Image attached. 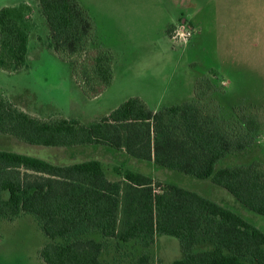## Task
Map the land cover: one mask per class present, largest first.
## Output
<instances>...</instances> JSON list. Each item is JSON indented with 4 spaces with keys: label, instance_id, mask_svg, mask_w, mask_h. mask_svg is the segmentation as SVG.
<instances>
[{
    "label": "trees",
    "instance_id": "1",
    "mask_svg": "<svg viewBox=\"0 0 264 264\" xmlns=\"http://www.w3.org/2000/svg\"><path fill=\"white\" fill-rule=\"evenodd\" d=\"M38 7L55 55L71 64L85 97L99 96L113 81V56L93 46L90 15L78 0H38ZM18 11L0 9V69L7 73L23 69L26 59L27 35ZM215 92L204 75L193 86V100L154 112L131 97L88 125L63 117L41 120L0 99V133L36 146L105 145L210 179L264 217L263 165L254 161L217 169L224 158L254 144L258 125L243 115L223 117L219 104L209 99ZM22 214L36 220L47 240L39 252L44 264H107L101 259L105 241L81 238L94 230L119 243L141 240L144 248L159 235L174 237L183 256L170 264H264V233L239 215L175 185L157 190L141 174L127 172L122 181L110 182L97 161L59 167L0 151V220L14 221ZM201 241L212 248L194 252ZM136 264L155 263L144 255Z\"/></svg>",
    "mask_w": 264,
    "mask_h": 264
},
{
    "label": "rangeland",
    "instance_id": "2",
    "mask_svg": "<svg viewBox=\"0 0 264 264\" xmlns=\"http://www.w3.org/2000/svg\"><path fill=\"white\" fill-rule=\"evenodd\" d=\"M12 1L16 0H0V7ZM78 1L89 7L98 21L100 33L104 28L118 27V35L106 33L112 38L105 40V44L117 52L114 82L99 96L85 97L73 77L71 64L60 60L51 50L45 25L37 15L31 18L32 12L22 7L18 9L21 18L30 14L27 30L32 46H37L38 42L42 51L33 59L29 58L25 70L11 74L0 69V99L43 120L63 117L88 125L136 93L147 96V107L151 109L180 104L192 96L196 80L206 75L216 86V92L209 99L219 104L223 117L227 118L232 113L243 115L258 125L254 144L240 154L224 158L217 169L254 161L264 167V0H228L219 4L218 10V0H188L192 5L189 9L200 11L193 18L197 34H193L190 42L179 49L169 41L171 32H168L166 40L161 29L166 14L175 16L182 11L177 5H183L180 0ZM183 1L187 5V0ZM30 2L36 3V0ZM158 5L164 11H160ZM180 23L182 21L169 30L173 32ZM189 26L192 27L190 23ZM93 44L99 47L95 40ZM123 45L129 49L132 46L138 48L136 54L139 55L124 56L121 54ZM187 46L190 48L185 51ZM0 150L24 153L52 163L57 153L50 147L18 144H2ZM106 150L110 154L115 153L109 147ZM65 152L73 158V163L85 161L93 155L104 161L116 159L123 169L134 167L151 175L157 190L175 185L193 191L234 212L264 233V217L244 208L210 179H198L131 157L112 156L100 146L93 149L76 147ZM114 167L118 168L117 165ZM117 171L121 173L122 170L118 168ZM108 172L110 174V169ZM81 238L101 240L98 233ZM45 243L47 240L32 216L22 214L14 221L0 220V264H44L39 252ZM105 244L107 248L101 259L107 264H136L144 255L154 263L170 264L183 256L179 241L165 235H159L149 248H144L141 240L119 243L108 239ZM211 248L210 243L201 241L195 250Z\"/></svg>",
    "mask_w": 264,
    "mask_h": 264
},
{
    "label": "crops",
    "instance_id": "3",
    "mask_svg": "<svg viewBox=\"0 0 264 264\" xmlns=\"http://www.w3.org/2000/svg\"><path fill=\"white\" fill-rule=\"evenodd\" d=\"M180 1H182V2H184L183 3V5H181L180 3H177V5L178 6H180V10H182L181 12H180V14H175V16L174 15H172V14H166V16H165V20H164V22H163V25H162V29H161V35L162 36H164L165 37V39L168 37V30H169V28L172 26V25H175L176 23H178L179 21L181 22H184V21H186V22H188V23H190L191 24V26L193 27V30H194V35H196L197 34V26H196V24L194 23V21H193V18L195 19V17L199 14L198 12H200L199 11V9H194V8H191L192 9V11H190L191 9H189V7L191 6L192 7V5H191V3L187 0V5H185V1H183V0H180ZM228 0H218V6H217V10L219 9V4H225L226 2H227ZM229 1H231V0H229ZM79 3L81 4V6L87 11V13L90 15V17L92 18V20H93V23L95 24L94 26H95V32H94V40L97 42V46H99V47H101V48H103V49H106V50H108L111 54H112V56H113V65H112V69H113V67H114V62H115V55H116V49L114 48V47H112V46H109V45H106L105 44V40L106 39H111L112 37H107L106 36V33H109V34H112V33H115V34H117V33H119V30L117 31V29H118V27H117V29H113V27H110V26H108V27H110V28H104L103 29V31H102V33H100V30H99V26H98V21H97V19L90 13V10H89V7H87V6H84V5H82V3L79 1ZM2 7H9V8H13V9H20V8H22V7H25V8H27V10H29V11H31L32 12V15H31V18H34V16H38L39 17V20L40 21H42V23L45 25V27H46V29H47V36H48V39H49V30H48V27H47V24H46V21H45V19H44V17L42 16V14L40 13V10H39V7H38V0H36V3H31L30 2V0H16V1H12V2H9V3H6L5 5H3ZM2 7H0V9L2 8ZM31 7V8H30ZM158 7H159V10L161 11V10H163L164 11V8H162V7H160L159 5H158ZM193 10H197V11H194L193 12ZM36 12H37V14H36ZM183 12V13H182ZM165 15V14H164ZM181 15V16H180ZM217 16V15H216ZM29 19H30V14H29V17L28 16H26V17H22L21 18V20H20V25H21V27H22V29L24 30V32L26 33V35H27V53H26V59H25V64H24V67H23V69H21L20 71H22V70H25L27 67V62H28V60H29V58H31V59H33L36 55H38V52H41L42 51V48H41V46H40V44L37 42V46L36 45H33L32 46V42H31V38H30V35L28 34V30H27V24H28V22H29ZM35 21V20H34ZM107 26V25H106ZM225 26V25H224ZM112 32V33H111ZM170 32H171V30H170ZM118 35V34H117ZM167 40V39H166ZM192 41H193V39H192ZM190 46V45H189ZM189 46H187L186 48H185V51H188V49L190 48ZM33 47H35V49H33ZM124 52H122L121 54H123L124 53V56H133V55H139V53L138 54H136L137 52H138V48H135L134 46H132L130 49L128 48V46L127 45H123L122 46V48H121ZM140 49V48H139ZM191 49H192V47H191ZM51 50H52V48H51ZM53 51V50H52ZM55 54V53H54ZM19 72V71H18ZM13 73H17V72H13ZM12 74V73H11ZM114 82V69H113V81H112V83ZM131 97H138L139 99H141L146 105L148 104V99H147V96L146 95H144V94H140V93H136V94H134V95H131ZM131 97H129V98H131ZM194 99V96H193V91H192V96L191 97H188L186 100H184L183 102H185V101H188V100H193ZM183 102H181V103H183ZM18 108H20V107H18ZM21 109V108H20ZM151 111H157L156 109H151V108H149ZM159 109H161V108H159ZM158 109V110H159ZM21 110H23V109H21ZM23 112H25V113H27L26 111H24L23 110ZM111 112V111H110ZM109 112V113H110ZM109 113H106L104 116H106L107 114H109ZM28 114V113H27ZM28 115H30V116H32V117H35V118H37L36 116H33V115H31V114H28ZM38 119H40V118H38ZM41 120H43V119H41ZM12 138H14L13 136H10V135H5V134H1L0 133V145H2V144H5L6 146H7V144H14V145H16V144H18V145H27V147H28V145H30V144H27V143H25V142H22V141H19L18 139H16V140H14V139H12ZM32 146H36V145H32ZM97 146H100V147H102V149H104V151L106 152H108L109 154H110V152L108 151V150H106V148H108V146H105V145H87V146H73V147H50V148H53V149H55L56 151H57V153H56V157H55V160L53 161V163L52 162H49V161H47V160H44V159H40V158H37V157H33V156H30V155H27V154H24V153H15V152H11V151H7V150H0V151H4V152H8V153H13V154H17V155H22V156H26V157H29V158H33V159H38V160H41V161H44V162H47V163H50V164H52V165H55V166H59V167H66V166H71V165H74V164H78V163H83V162H88V161H97V162H99L100 163V165H101V168H102V171H103V173H104V175H105V177H106V179L108 180V181H110V182H118V181H122L123 179H124V174L126 173V172H128V173H134V174H141V175H144V176H146V177H152L151 175H148V174H145V173H143L142 171H140L139 169H136V168H134V167H130V168H128V169H123V167H121V166H119L118 165V162L116 161V159H113V160H111V161H109V160H102L101 158H98V155L96 156V155H93V157H91V158H89V159H86L85 161H80V162H76V163H73V158L72 157H68V155H67V153L68 152H65V151H71V149H74V148H76V147H89V149L91 148V149H93V148H95V147H97ZM40 147H47V146H40ZM110 148V147H109ZM112 149V148H111ZM16 150H17V148H16ZM114 150V149H113ZM62 153H64V155L63 156H61V154ZM116 154H118L119 156H122V158L124 157V158H126V159H130V158H128V157H130V156H128L126 153H124L123 151H118V150H115V153L114 154H110V155H112V156H114V155H116ZM132 158V157H131ZM132 159H134V158H132ZM137 160V159H136ZM131 161V160H130ZM140 161H143V160H140ZM105 162H107V163H105ZM133 161H131L130 163H132ZM147 162H149V164H152V165H154L153 164V162H151V161H147ZM113 163V164H112ZM137 163H139V162H137ZM107 165H109L108 167H107ZM114 165H117L118 166V168H121V173H120V171L118 172L117 171V169L118 168H116V167H114ZM108 169H110V174H109V172H108ZM21 216V215H20ZM92 232H94V233H98L99 234V231H97V230H94V231H92ZM156 240H157V237H155V240H154V244H155V242H156ZM100 241H106L105 239H103V238H101V240ZM153 244V245H154ZM199 244V243H198ZM198 244H196L194 247H193V251L194 252H200V251H197V250H195L196 249V247H197V245ZM153 245H151V246H153ZM106 248H107V246H106ZM105 248V249H106ZM202 251V250H201ZM105 253V250L102 252V254H101V257H102V255ZM182 253H183V251H182ZM161 264L160 263V261H158V262H156L155 264Z\"/></svg>",
    "mask_w": 264,
    "mask_h": 264
},
{
    "label": "built area",
    "instance_id": "4",
    "mask_svg": "<svg viewBox=\"0 0 264 264\" xmlns=\"http://www.w3.org/2000/svg\"><path fill=\"white\" fill-rule=\"evenodd\" d=\"M188 22H182L175 26L173 32L170 33L169 41L174 48H182L186 46L194 34V30L189 26Z\"/></svg>",
    "mask_w": 264,
    "mask_h": 264
}]
</instances>
